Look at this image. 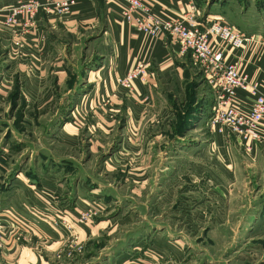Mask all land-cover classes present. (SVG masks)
<instances>
[{
	"label": "crops",
	"instance_id": "crops-1",
	"mask_svg": "<svg viewBox=\"0 0 264 264\" xmlns=\"http://www.w3.org/2000/svg\"><path fill=\"white\" fill-rule=\"evenodd\" d=\"M52 1L0 0V51L4 53L0 96L17 86L26 105L32 100L39 108L43 95H73L75 104L69 111L73 120L59 127L56 140L68 154L48 157L73 166L80 155L70 150L83 141L93 155L117 146L105 163L117 182L91 185L97 181L94 173L91 181L77 166L68 167L64 180L59 172L46 170L37 185L28 181L35 177L28 173L0 172V264H49L45 259L53 264L61 241L46 235L48 225L40 218L44 213L66 216L84 241L102 231L115 232L127 220L123 200L127 196L149 199L158 178L164 180L163 201L178 191L173 179L194 182V192L188 184L181 195L185 198L174 210L200 241L210 238L218 248L238 239L245 255L264 257V119L258 136L238 138L216 131L209 123L214 86L195 69L189 54L178 53L169 35L152 42L125 22L122 0H72L69 11L61 15L46 11ZM143 1L156 18H178L188 26L200 24L201 30L209 18L225 19L212 9L203 13L197 0ZM26 2L36 5L31 22L4 25L7 6L19 8ZM258 32L249 33L255 35L253 43L229 49L225 60L235 63L250 83L259 85L258 92H264V34ZM16 38L20 46L13 45ZM210 41L218 47L216 38ZM141 59L151 76L148 83L138 80L128 91L117 79ZM74 74L77 80L68 86ZM253 96L237 90L241 111L250 109ZM24 109L27 114L28 107ZM41 154L36 153L35 161H51ZM173 164L178 165L174 175ZM79 176L83 179L73 184ZM126 184L130 194L126 190L125 195ZM110 187L114 189L109 191ZM92 209L113 213L100 220L77 219Z\"/></svg>",
	"mask_w": 264,
	"mask_h": 264
},
{
	"label": "rangeland",
	"instance_id": "rangeland-1",
	"mask_svg": "<svg viewBox=\"0 0 264 264\" xmlns=\"http://www.w3.org/2000/svg\"><path fill=\"white\" fill-rule=\"evenodd\" d=\"M197 3L203 13L209 12L210 9L214 10L213 14L223 16L226 22L244 34L253 31H260L258 33L264 34V0H197ZM0 8L2 12L3 8ZM6 17L4 16L1 21L4 25L10 26ZM27 22L30 23L31 18L24 19V23ZM199 26L200 24L197 25ZM13 45L20 46V39L16 38ZM3 55L4 53L0 51V57ZM188 57L190 59V56ZM1 68L0 65V72ZM75 77L76 74L71 76L68 86L72 87L75 84L77 80ZM77 87H80V84ZM43 97V102L38 105L39 109L32 100H29L26 105L17 86L13 87L8 95L0 96V172L9 175L28 173L29 176H35L30 177L28 181L37 185L42 175L47 172L46 170L52 169L59 172L64 180L69 171L68 167L77 166L82 169L83 174L81 175H85L91 181L92 173H94L97 181H93L94 184L91 185L116 183L117 181L112 178V172L105 168V163L111 156V151L117 150V146L93 155L88 150L87 141H83L79 147L70 150L72 154L80 155L78 157L80 164L76 163L73 166V163H68L63 159L53 161L48 157L52 154L55 156L68 154L67 147L56 144L57 132L61 125L73 120L69 111L75 104V99L73 95L61 94L48 97L43 95ZM25 107H28L27 114ZM181 117H183L182 114ZM36 153H42L43 158H49L51 161L46 159L35 161L33 157ZM177 166L173 164V175ZM157 169L159 170L158 165ZM121 176L122 172L116 175L118 182ZM78 178L83 179L79 176L72 180L73 184L78 182L76 181ZM172 182H177L173 184V187L178 188V191L164 201L161 196L163 178L154 181L152 187L154 191L149 199L141 197L140 200L135 198L133 200L127 196L123 200L125 207L123 215L127 217L123 227L113 233L102 231L97 237L86 241L80 239L77 228H74V224L66 216L51 217L48 213H44V217L40 215L42 223L48 225L49 228L46 235L57 236L56 238L61 241L56 248L53 264H264V257L245 255L243 253L245 248L238 239L229 246L225 247L220 244L216 248L211 244L210 238L202 242L195 237L198 235L195 230L186 229L185 224L178 220L180 212L174 208L180 199L185 198L181 195H185L188 184L192 185L191 192H194L195 185L189 179L184 181L173 179ZM79 185L83 187L82 183ZM112 189L114 188L110 187L109 191ZM126 190H129L128 194H130V184L125 185L123 190L125 195ZM149 204L154 205L153 209L149 208ZM104 213L103 210L92 209L80 213L77 219L80 221L100 220L112 215L113 212ZM187 214L184 213V216ZM175 216L177 218H174ZM190 219L194 220V216ZM124 254L127 257L124 261V258L118 259ZM45 261L52 264L51 260L45 259Z\"/></svg>",
	"mask_w": 264,
	"mask_h": 264
},
{
	"label": "built area",
	"instance_id": "built-area-1",
	"mask_svg": "<svg viewBox=\"0 0 264 264\" xmlns=\"http://www.w3.org/2000/svg\"><path fill=\"white\" fill-rule=\"evenodd\" d=\"M192 1V0H190ZM123 20L137 31L146 34L151 41L163 34L169 35L172 42L178 45L180 55L189 54L193 66L208 78L216 90L215 102L209 116V123L216 131L234 135L238 138L258 136L261 122L264 119V92H258L256 83H250L235 63L225 60L229 49L244 48L255 40L254 34H244L235 26L221 18H209L204 29L196 25L188 26L181 19H159L153 16L143 0H122ZM72 0H54L45 6L48 13L55 15L69 11ZM7 23L30 19L35 14L34 3H23L19 8L7 7ZM218 40L214 47L210 38ZM151 73L145 59L136 61L118 83L128 91L134 83H148ZM237 90L253 96L248 111H241L236 101Z\"/></svg>",
	"mask_w": 264,
	"mask_h": 264
}]
</instances>
